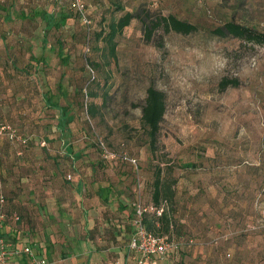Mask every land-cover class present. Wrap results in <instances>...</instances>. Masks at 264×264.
I'll use <instances>...</instances> for the list:
<instances>
[{
	"label": "rangeland",
	"instance_id": "1",
	"mask_svg": "<svg viewBox=\"0 0 264 264\" xmlns=\"http://www.w3.org/2000/svg\"><path fill=\"white\" fill-rule=\"evenodd\" d=\"M83 2L89 23L70 9L68 0H0V5L11 7L13 12L7 21L0 10V41H7L11 48L10 58H5L6 47L0 42L1 74L5 77L11 70L14 75L10 76L15 79L34 74L30 82L46 86L47 92L58 96L59 83L66 93L65 97H59V102H68L72 114L66 127L69 134L62 136L51 131L38 132L37 128L27 131L13 116H4L29 140L26 146H20L0 139V194L4 199L0 209L6 216L0 235L13 243L17 234L30 232L33 237H40L46 224L52 226L56 221L51 216L61 210L62 201L70 200L74 194L63 184L72 166H92L85 179L115 183L121 192H126L133 183L131 168L102 161L93 143L94 133L111 149L135 157L141 179L146 173L150 175L153 165L162 164L163 169L167 168L163 173L166 179L184 176L189 183L207 181L211 186L198 188L199 200L208 198L218 184L229 187L227 193L237 198L233 186L240 180L239 197L243 205L250 207L248 199L252 201L264 180V169L255 170L264 160V46L218 36L211 30L232 21L264 33V0ZM33 8L67 15L63 26L45 33L44 45L43 22L38 17L18 19L14 15L21 11L28 13ZM126 10H136L138 14L144 11L146 18L140 16L145 25L172 14L194 24L195 29L182 34L166 30L159 22L147 38L141 20L133 18L115 37L114 59L105 63L108 55L104 43L96 40L95 34L106 29L110 18H117ZM58 45L67 57L66 64L56 55ZM12 52L22 57L17 58ZM222 78L235 79L237 84L221 89ZM148 86L160 90L164 100V113L152 146L140 123V106ZM89 105L94 108L93 116L87 113ZM41 140L44 145L39 144ZM27 151L34 154L27 157ZM188 163L196 166L198 173L192 172L193 166L186 167ZM55 169L57 174H51ZM21 174L28 179L19 180ZM208 177L217 179L216 183H210ZM193 185L189 184L186 194H194ZM178 189L183 190V185ZM47 195L55 197L45 200ZM193 203L191 210H199ZM13 213L19 216L18 222L10 219ZM69 213L75 223L78 216L73 211ZM251 214H256L253 208ZM250 223L244 227L245 232L254 230ZM11 228L21 233L10 231ZM226 228L228 233L233 229L234 235L240 233L237 225ZM226 235L198 241L211 246L210 252H202L201 264H240L239 261L264 264V239L257 253L239 249L230 252L226 244L225 249L219 245ZM36 242L31 247L40 256ZM226 252L230 253L229 257L225 256ZM26 258L23 254L11 255L0 264H25L22 262Z\"/></svg>",
	"mask_w": 264,
	"mask_h": 264
},
{
	"label": "trees",
	"instance_id": "2",
	"mask_svg": "<svg viewBox=\"0 0 264 264\" xmlns=\"http://www.w3.org/2000/svg\"><path fill=\"white\" fill-rule=\"evenodd\" d=\"M0 10L3 11L2 18L4 20H11V18L13 17L11 7H3L2 5H0ZM135 11L136 10H126L117 18H110L106 23V29L100 30L98 33L95 34V39L103 41L104 43V49L108 55V59H106L105 63H108L110 60L114 59L116 45L115 37L121 33L123 27L127 26L130 20L133 18L141 20L143 28L146 29L144 30V33L147 38L150 36L152 29H154L159 22L163 24V27L166 30H173L182 34H188L195 29L194 24L178 19L172 14H167L161 18H157L156 20H154V23L151 22L145 25L143 21L144 19H142V17L146 18L147 14H145L144 11H141L140 14L136 13ZM15 14L18 19H33L38 17L43 22V34L41 39L43 45L46 43L45 33L50 29L60 28L64 25L67 19V15L63 12L46 11L40 8H33L28 13L21 11L15 12L14 15ZM140 15H142V17ZM211 32L215 33L218 36H231L238 39H242L245 42L264 46L263 32L256 31L252 27L237 24L232 21H225L221 26L212 29ZM56 55L62 64L67 63V57L63 55L60 45H58V48L56 49ZM33 69H35L34 66ZM32 76L34 77V74H32ZM236 84L237 82L235 79L222 78L219 82V87L222 89L227 85ZM56 87L58 90L57 93H59L60 96L55 95V92L45 94L43 105L48 110L54 109L57 111L55 125L60 130L59 136H62L63 133L67 130V123L72 118V114L71 107L68 102L65 104H61L59 102V97H65L66 93L61 88L59 83H57ZM87 113H89L90 116L94 115L95 112L92 105H89ZM163 113V93L152 86L146 87L143 103L140 106V123L141 126L145 129L146 135L148 137V144L150 146H152L155 142L156 133L159 129V123L162 119ZM45 114H47V112ZM262 152H264V149H262ZM135 160L136 168H134L127 161L122 160L119 157L102 161L106 162V164L108 163L113 165L126 164L128 167L131 168V171L133 173V183L129 187H127V189L125 190L126 192H121L122 195L127 199L126 205L130 207V211L127 213L128 226L131 227L130 220L133 217L132 204L134 202L138 201L142 206H152L154 210L159 206L162 207L161 212L159 214H156V211L154 210L143 211L141 213V222L145 229L151 232L153 235L162 236L167 239H173L179 242V245L167 254L166 261L169 264H193V261H188V258L190 260L202 261V253L196 252L194 255L192 253V250H194V241L198 240L199 234L201 233L202 236L206 237V239L203 240H207L209 238H212L213 236H218L219 234L222 235L224 233H227V235L225 236L226 238L224 237V239L219 240V242L223 241V243L219 244L222 245L223 248L225 244L226 246L233 245L235 249L246 250L250 253H257L258 250L262 248V239H264V228L259 227L255 228L251 232H245L244 227H247L246 224H249L250 222V224L256 223L257 219L259 218V209L264 208V180L261 184V187L259 188L260 190L256 193L258 195L257 198L255 197V194L252 201L248 199V202H250V207L249 205H243V200L240 198L241 195L238 194V189L242 187L240 180H238L237 184L233 186L234 189H236L235 195H237V198L231 197L230 194L227 193L229 191V187L224 184H218L216 188V193L217 195H220V193H222L223 195H221L220 200L212 199L211 201H208L207 207L204 210L205 212L203 213L200 208V203L202 202L198 199L196 194L198 193L197 191L199 187H205L203 185L202 180L191 182L194 184L192 187L193 189H196V192L190 187L193 190L194 194L188 195L185 193V191L189 184L191 185V183L187 182L189 181L187 177L183 176V178L174 177L166 179L163 177V173L164 171H167V168L163 169L161 166L162 164H155L150 170V175L146 173V176L141 179L138 175L139 169L137 159L135 158ZM185 166L190 168L194 167L193 164L189 163L185 164ZM262 169H264V160H262L260 166L256 167L255 170L261 171ZM142 171L145 173L146 169H143ZM194 171L195 174L198 173V169L196 166L192 169V172ZM207 172L211 173L212 171ZM146 177L148 178L146 179ZM208 178L210 183H216L215 181H217V179L215 178ZM225 180L228 181V178L225 177ZM181 185H183V190L178 189ZM107 188L108 187L104 189L107 190ZM104 189L103 187L98 188L99 196L102 194ZM102 199L103 201L107 200L105 196H103ZM2 202H4L3 196ZM192 202L197 204V207L199 206V210H197V208L194 211L191 210V207H193ZM243 206L245 207L243 208ZM251 207L256 212L255 215H253L254 213L250 215V211L252 209ZM213 209L215 210V212L213 211ZM206 211L211 212L209 213ZM246 213L248 215H246ZM13 215L16 214L13 213ZM13 215L10 216V219ZM199 216L204 217L205 220L204 222L199 223L197 227ZM17 217L19 219L18 215ZM236 225L239 226V234L234 235V229H230L231 231L229 232L231 234L227 232L228 228L226 227L231 228L232 226ZM246 234L248 235V237L251 236V238L247 239L248 237L246 236ZM22 263L27 264L26 262ZM239 263L247 264L246 261H239Z\"/></svg>",
	"mask_w": 264,
	"mask_h": 264
},
{
	"label": "crops",
	"instance_id": "3",
	"mask_svg": "<svg viewBox=\"0 0 264 264\" xmlns=\"http://www.w3.org/2000/svg\"><path fill=\"white\" fill-rule=\"evenodd\" d=\"M0 42L6 47V51H3L5 58H10L9 51H11V48H9L7 41ZM14 53L12 52L17 58L22 57V54ZM9 73L12 76L14 75L11 70ZM5 75L4 77L0 72V116L2 118L0 120L10 123L4 116H8V118L13 116L19 125L27 131H36L37 128L38 132L43 131L48 134L51 131L59 136L60 130L55 125L57 111L54 109L48 110L43 105L44 95L50 93L47 92V87L30 82L29 79L33 77L32 75H25L17 79L11 78L8 74ZM46 112H51V114L47 116ZM12 125L14 126V124ZM15 128L22 135H26L19 128ZM65 133L69 134L68 130L63 134ZM66 145H68V142ZM32 154L34 153L27 151L26 156ZM10 168L9 166L7 169L10 171ZM71 168L72 170L66 172V174H70L71 178L64 180L63 184L65 183L74 194L70 200L62 201L61 210L51 216L56 222L52 226L46 224L40 237L37 235L33 237V233L30 232L15 235L16 238H14L13 244L18 247L29 246L32 248L33 241L37 240L36 249L41 252L38 257L46 259V264H135L136 255L127 248V240L131 232L130 229H132L128 226L127 213L130 211V207L126 205L127 199L122 195L119 186L111 182L85 179V176L90 175L92 166L89 168L76 165ZM50 173L57 174V170L55 169ZM3 176L7 178L4 174ZM26 177L21 174L18 179L24 181L28 179ZM203 185L206 188L211 186L207 181ZM99 187L108 188L107 190L104 189L99 196ZM221 195L223 194L217 195L215 189L210 191L208 198L200 200L202 202L200 208L205 210L208 201L212 199L220 200ZM103 196L107 198L106 201H103ZM52 197L55 196L47 195L45 200ZM60 198L65 199L64 197ZM31 200L35 201V199ZM69 211H73L78 216L74 220L75 223L72 219L74 216H71ZM45 217L48 218L47 215ZM204 220V217L199 216L197 227ZM9 230L21 233V230L13 228ZM201 234H199L197 242H194L193 255L196 252H210L211 246L208 247V242H205V246L199 243L200 240L206 239ZM3 237L5 238V236ZM234 249L235 247L230 245L227 250L233 252ZM188 261H193V264H201L202 262L190 260L189 258ZM26 263L31 264L27 258ZM143 264L169 263L167 261L159 262L151 258L145 260Z\"/></svg>",
	"mask_w": 264,
	"mask_h": 264
},
{
	"label": "built area",
	"instance_id": "4",
	"mask_svg": "<svg viewBox=\"0 0 264 264\" xmlns=\"http://www.w3.org/2000/svg\"><path fill=\"white\" fill-rule=\"evenodd\" d=\"M68 5L70 9L76 11L81 16L85 23H89L84 14L85 6L83 0H68ZM0 138L20 146L26 145L28 140V137L19 133L13 125L2 120H0ZM93 143L101 159L109 160L119 157L136 168L135 158L128 156L125 152L111 149L105 140L96 133L93 134ZM39 144L44 145V140H41ZM65 178L70 179V174L67 173ZM1 203L2 196L0 194V205ZM132 208L133 217L130 220L132 229L127 240V248L136 255L135 264H143L145 260L151 258L159 262H166L168 252L175 249L179 245V242L162 236H155L145 229L141 222V213L145 210H154L152 206H142L140 202L136 201L132 204ZM161 209L162 207L159 206L154 211H156V214H159ZM4 219V213L0 209V228L3 225ZM11 219L17 221L18 217L17 215H13ZM251 226L254 229L259 227L264 228V208L259 209V218ZM21 254L25 255L31 264H45V260L39 258L29 246L18 247L0 235V261L6 260L11 255ZM225 256L229 257L230 253L226 252Z\"/></svg>",
	"mask_w": 264,
	"mask_h": 264
}]
</instances>
